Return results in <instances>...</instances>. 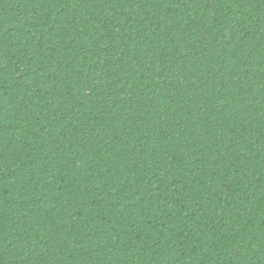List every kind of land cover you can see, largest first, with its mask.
Here are the masks:
<instances>
[{
	"label": "trees",
	"instance_id": "1",
	"mask_svg": "<svg viewBox=\"0 0 264 264\" xmlns=\"http://www.w3.org/2000/svg\"><path fill=\"white\" fill-rule=\"evenodd\" d=\"M0 264H264V0H0Z\"/></svg>",
	"mask_w": 264,
	"mask_h": 264
}]
</instances>
